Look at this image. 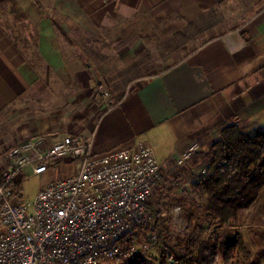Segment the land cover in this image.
<instances>
[{
	"label": "crops",
	"instance_id": "obj_1",
	"mask_svg": "<svg viewBox=\"0 0 264 264\" xmlns=\"http://www.w3.org/2000/svg\"><path fill=\"white\" fill-rule=\"evenodd\" d=\"M48 1L50 5L38 8L36 0H26L23 5L18 3L16 12L11 11L22 13L28 21V36L36 33L32 45L48 70L61 78L67 76L64 47L74 40L89 45L87 35L118 31L115 40L119 42L124 31L126 53L87 54L89 60L78 66V80L81 74L87 75L82 88L106 85L104 69L110 72L130 61L146 63L149 71L132 76L134 83L126 91L120 89V96L114 95L110 108L87 118L75 132L65 133L66 124H60L58 131H46V122L37 120L29 131L10 130L16 124L14 111H25L37 103L38 84L49 73L38 70V61L26 55L0 18V171L8 165L7 152L20 133L50 141L65 134L90 138L94 153L133 148L143 141L169 175L178 169L179 153L195 141L199 148L182 173L187 182L198 173L223 127H264V0ZM50 18L60 22H48ZM148 30L172 31L156 53L152 48L160 42L152 47L141 40ZM76 56L83 61L79 52ZM60 165L58 173L67 168ZM54 171L43 174V184L56 177ZM25 177L21 172L16 182ZM261 205L263 209L264 203ZM148 207L154 210L152 205Z\"/></svg>",
	"mask_w": 264,
	"mask_h": 264
},
{
	"label": "built area",
	"instance_id": "obj_2",
	"mask_svg": "<svg viewBox=\"0 0 264 264\" xmlns=\"http://www.w3.org/2000/svg\"><path fill=\"white\" fill-rule=\"evenodd\" d=\"M197 150V142H190L176 165L183 167ZM6 156L8 165L0 171V264H119L145 253L148 243L134 236L151 227L148 200L164 178L148 144L94 153L90 138L65 134L55 141L24 139ZM60 164L67 166L62 175L43 184L32 200L20 198L17 175H42Z\"/></svg>",
	"mask_w": 264,
	"mask_h": 264
},
{
	"label": "rangeland",
	"instance_id": "obj_3",
	"mask_svg": "<svg viewBox=\"0 0 264 264\" xmlns=\"http://www.w3.org/2000/svg\"><path fill=\"white\" fill-rule=\"evenodd\" d=\"M24 1L26 0H0V18L7 25V33L22 44L21 48L26 52V55L35 60V62L38 61L36 64L38 70L43 72L44 75H46V72L49 74L44 78L46 80H43L42 84H40L41 81L38 84L37 103L33 104L34 102H32L31 105H33L30 106V109H26L25 111H14L13 115L16 116L14 122L16 124L15 127H10V130L29 131V129L33 128V121L37 120V122H46V129L44 128L46 131H58L60 124H66L68 131L65 133L75 132L78 127L82 126L85 120H88L87 118L107 109L111 105L110 100L114 98V95L120 96L123 93L120 89L124 91L128 90L130 85L134 83L131 82L132 76L149 71L146 63H131L130 61L120 68L110 70V72L104 69L103 80L106 85L101 87L100 85H94L91 89L87 87L82 88V80L85 81L87 75L81 74L82 78L78 80L75 71L78 66L84 65L89 60L87 54L92 56L93 54L99 55L100 53H108L109 51L127 52V49L123 46L125 32H120L121 38L117 42L118 40H115V35L118 31H110L102 32V34L95 36L87 35L85 39L88 40H85V42L89 45H82L77 39L74 40L71 46L64 47L66 50L67 61L65 62V70L67 76L63 75V78H61L53 69L48 70L45 64L41 62L40 56L36 53V48L32 45L33 42H36V33L33 32L28 36L26 25L28 21L22 18V13H11V11L16 12L19 7L18 3L23 5ZM47 1L36 0L38 8H43L45 4H51L50 1ZM105 2L109 3V0H105ZM69 6L71 7L72 4L69 3ZM38 19L40 18L38 17ZM48 22L58 23L60 19L55 18L54 20L50 18ZM149 26L152 27L153 25L150 24ZM171 33L172 31L148 30L140 38L143 42L146 41L144 42L145 44H152V47L160 42V46L152 48L153 52L156 53L157 47H164L165 45L161 41L165 40ZM78 52L83 61L79 62L77 60L76 55ZM72 59L77 61L73 62ZM101 69L103 70V68ZM94 71L93 67H91L90 73L92 75H94ZM23 134H19L17 143L31 137V133L27 136ZM37 134L39 135V131ZM190 161L188 162L190 163ZM188 162L185 164L186 166L184 165L185 167L176 165L178 169L176 168L171 175L162 168L164 178L156 185L148 200V204L152 205V208L154 207V210L160 217L156 221L153 215L152 225H150L151 227H156V229H153L157 232L158 236L155 239L150 237L154 233L151 227L138 229L134 236V241L148 243L147 250L145 253L139 252L131 259L119 264H160L159 255L163 247L174 253L183 254L186 252L184 240L187 235L195 233V235L201 234L202 238L209 235L211 239L217 237L219 240H222L234 232L240 233L242 242L249 251V256L246 257L242 252L236 250L230 256L227 264H247L249 260H253L254 264H264V208L260 207L262 206L261 203H264V191L259 201L260 204H258V207L254 211L251 206L240 213L238 222L233 221L230 226L224 225L218 227L216 224L214 225L213 218L207 216L202 206V202H204L203 198L195 197L193 183H189L195 181V176H192L191 181L190 179L187 182L183 180L182 173L189 166ZM206 164L207 159L205 157L199 169L203 168ZM60 166L58 165L52 169L55 170L54 175L56 177L62 175L65 171H62L60 168L59 171L61 173H58ZM197 172H200V170ZM43 177V174H27L25 179L19 183L21 188L20 198L22 200H32L38 189L43 185ZM198 228H202L203 231ZM215 264H224L223 258L218 256Z\"/></svg>",
	"mask_w": 264,
	"mask_h": 264
},
{
	"label": "trees",
	"instance_id": "obj_4",
	"mask_svg": "<svg viewBox=\"0 0 264 264\" xmlns=\"http://www.w3.org/2000/svg\"><path fill=\"white\" fill-rule=\"evenodd\" d=\"M205 167V172L194 174L195 197L203 198L202 206L207 216L213 218L214 225L230 226L242 211L257 204L264 191V127L249 130L237 124L223 127L220 137L210 147ZM148 209L157 221L160 218L157 212ZM200 235L186 236L183 254L163 247L160 264H215L218 256L227 264L236 250L249 256L239 232L222 240ZM247 264L254 261L249 260Z\"/></svg>",
	"mask_w": 264,
	"mask_h": 264
}]
</instances>
